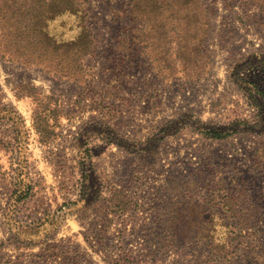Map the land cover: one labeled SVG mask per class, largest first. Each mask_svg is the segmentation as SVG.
Segmentation results:
<instances>
[{
	"label": "rangeland",
	"instance_id": "374dc122",
	"mask_svg": "<svg viewBox=\"0 0 264 264\" xmlns=\"http://www.w3.org/2000/svg\"><path fill=\"white\" fill-rule=\"evenodd\" d=\"M251 92L264 0H0V264H264Z\"/></svg>",
	"mask_w": 264,
	"mask_h": 264
},
{
	"label": "trees",
	"instance_id": "16d2710c",
	"mask_svg": "<svg viewBox=\"0 0 264 264\" xmlns=\"http://www.w3.org/2000/svg\"><path fill=\"white\" fill-rule=\"evenodd\" d=\"M208 72V68L206 72L202 73L201 75L199 74L195 78L189 79L191 82H195L199 79H201L203 76H205ZM262 94H259L258 92H251V94H248V99H249V104L254 106V104H257L258 107L256 106V117H258L261 121L264 117V101L261 103ZM257 122V123H260ZM238 124H242L243 126L245 124H248L245 122V120H238ZM190 127L193 130H195L197 133L201 134L203 137L210 138V139H221L224 136L227 137L230 133V131L222 132V129L220 128H215L212 126H209L207 123H203L200 121L194 114H183L178 116L175 120L168 121L165 124L161 126V128L158 129V131L153 134L150 138L146 139L145 142L149 143H155L160 144L163 139H165L169 135H174L176 133H179L181 130ZM243 128V127H242ZM106 135V140L110 143L118 144L121 143L122 146H124L126 149H134L138 150L140 146H142V143L144 141L140 142H127L126 140L121 139L113 130H108ZM139 144V145H138ZM148 143H144V146L141 147L140 149L145 150L147 148ZM87 171H85L86 173ZM21 181L19 180L18 185L14 184V190L11 194L10 201H9V208L11 206H15L16 203L22 201L28 194V186L26 188H21ZM67 206V205H66ZM36 229L39 228V226H42L44 224V221L42 220L41 223L36 222ZM32 226V225H31ZM33 227V226H32ZM30 228V227H29ZM35 243V242H34ZM33 243V244H34ZM31 244V246L33 245Z\"/></svg>",
	"mask_w": 264,
	"mask_h": 264
}]
</instances>
